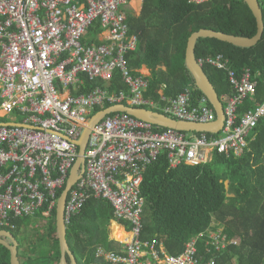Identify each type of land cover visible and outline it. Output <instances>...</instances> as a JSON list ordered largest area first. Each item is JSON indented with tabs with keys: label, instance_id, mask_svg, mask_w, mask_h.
<instances>
[{
	"label": "built area",
	"instance_id": "2783aa9c",
	"mask_svg": "<svg viewBox=\"0 0 264 264\" xmlns=\"http://www.w3.org/2000/svg\"><path fill=\"white\" fill-rule=\"evenodd\" d=\"M130 1L0 0L3 229L14 228L15 219L39 211L42 218L51 215L59 190L65 187L79 157V139L98 107L125 104L200 123L217 119L208 98L204 96L196 105L190 89L165 96L161 87L159 100L145 95L148 75L131 68L127 56L139 46V35L131 32L126 12ZM190 1L201 4L208 0ZM97 25L99 32L94 30ZM91 31L93 35H89ZM198 60L202 66L208 63L227 70L233 89L222 98L226 118L219 132L162 127L120 111L93 126L85 151V171L69 192L66 223L89 198H102L111 203L114 220L123 221L130 234L119 239L120 251L98 247L96 256L115 264H216L214 258L202 260L198 253L201 239L208 251L210 246L219 251L238 243L229 240L219 224L193 236L177 255L169 254L163 246L159 249L157 239L142 238L144 173L163 151L174 168L209 162L215 152L240 156L247 147V136L264 117V103L241 109L257 92L258 82L250 69L238 74L222 53ZM116 72L127 90L101 86L85 90L87 79L111 82Z\"/></svg>",
	"mask_w": 264,
	"mask_h": 264
},
{
	"label": "trees",
	"instance_id": "16d2710c",
	"mask_svg": "<svg viewBox=\"0 0 264 264\" xmlns=\"http://www.w3.org/2000/svg\"><path fill=\"white\" fill-rule=\"evenodd\" d=\"M166 2L168 6L164 7L158 6L154 0H144L140 16L129 14L131 32L139 35L137 50L127 55L129 65L133 69H140L143 65L150 68L146 96L159 100L161 87H164L165 96H176L190 89L193 103L198 105L206 95L186 63L191 34L201 28H211L251 37L257 33V19L246 0H208L201 4L190 0ZM259 2L264 14V0ZM94 30L99 32L101 28L97 25ZM220 53L238 74L250 69L258 82L256 94L246 99L241 109L263 104L264 35L252 47L237 46L211 37L198 39V59L216 57ZM204 70L222 98L233 93L227 70L208 63ZM96 86L128 89L118 72L111 82L87 79L85 90ZM208 104L214 108L209 100ZM105 107L108 105L98 107L96 112ZM4 120L0 117V121ZM63 190L64 187L59 190V197ZM142 194L146 201L142 238L157 239L159 249L163 246L169 254H180L193 236L212 228L217 220L219 226H224L228 239H238V243L228 244L219 251L210 246L211 251H208L205 240L201 239L198 253L203 261L214 258L216 264H264V117L247 136V147L240 156L215 152L209 162L197 165L183 163L174 168L170 166L167 152L163 151L144 173ZM56 214L55 207L50 216H44L47 220L44 235L32 243V248H25L27 235L23 229L30 225L31 220L37 222L42 218L41 211L33 216L17 218L14 228L4 229L16 237L22 264H58L61 250ZM114 218V209L109 201L91 197L67 223V239L78 264H115L96 256L98 247L111 251H120L122 247V243L110 235ZM1 229L3 227L0 226ZM113 234L123 240L130 235L117 225L113 226ZM43 240L50 245L48 253L36 246L42 247L40 243ZM68 260L70 262V257ZM0 264H12L11 251L2 244Z\"/></svg>",
	"mask_w": 264,
	"mask_h": 264
},
{
	"label": "water",
	"instance_id": "95a60500",
	"mask_svg": "<svg viewBox=\"0 0 264 264\" xmlns=\"http://www.w3.org/2000/svg\"><path fill=\"white\" fill-rule=\"evenodd\" d=\"M251 10L257 19L258 30L254 36H240L235 34L226 33L224 31H218L211 28H201L191 34L188 40L187 50H186V63L198 85L202 88L206 97L213 105L216 113L217 119L211 123H200L189 120H182L173 118L165 113L157 112L147 108L132 107L125 104L112 105L106 107L91 118L88 126L84 129L81 138L79 139V157L71 170L70 177L67 180L64 190L62 191L56 207V225H57V235L60 240V252L61 257L58 264H78V260L72 253L71 247L67 239V223L65 220V208L68 200L69 192L76 182L81 178L85 171V151L87 148L88 140L92 132L93 126H95L101 119L106 115L113 112H127L135 117L141 118L143 120L152 122L156 125L174 128L181 131H196V132H219L225 123V106L222 97L219 95L211 79L204 70V67L200 64L196 56V45L198 39L202 37L217 38L222 41L232 43L237 46L242 47H252L258 44L264 35V14L259 0H246ZM0 244L5 245L11 251V263L12 264H22L19 258V250L17 245H19L13 232L1 229L0 230ZM70 257V262L68 260Z\"/></svg>",
	"mask_w": 264,
	"mask_h": 264
},
{
	"label": "rangeland",
	"instance_id": "374dc122",
	"mask_svg": "<svg viewBox=\"0 0 264 264\" xmlns=\"http://www.w3.org/2000/svg\"><path fill=\"white\" fill-rule=\"evenodd\" d=\"M137 15H138V13H137ZM92 35H93V33H92ZM143 70L146 71V68L143 67ZM226 184L229 186V182H226ZM230 195L232 196V194H230ZM46 221L47 220H45V218H40V219H38L37 222L31 220L29 223L30 225L26 229H23V233H25L27 235L25 248L33 246L32 243H34V241L41 239V237L44 235V231H45L44 229L46 226V223H45ZM219 223L220 222L216 220V221H214L213 224L217 225ZM36 227H37V229H36ZM219 228H220L219 230H222V227H219ZM111 234H113L112 225H111ZM236 240H238V239H236ZM41 242H42V244L40 243V245H42V247L38 246V244L36 246L38 248L44 249L45 253H48L49 252L48 249H50V245L45 244L44 240Z\"/></svg>",
	"mask_w": 264,
	"mask_h": 264
},
{
	"label": "crops",
	"instance_id": "0c3cea01",
	"mask_svg": "<svg viewBox=\"0 0 264 264\" xmlns=\"http://www.w3.org/2000/svg\"><path fill=\"white\" fill-rule=\"evenodd\" d=\"M154 2L158 5V6H164V7H167L168 6V3L166 2V0H154ZM143 6H144V0H131L129 3H128V9H126V12L128 14H131L133 16H140L142 11H143ZM138 13V15H137ZM93 31L90 32L89 35L92 34ZM92 41H96V42H100L98 39H91ZM143 67L146 68V71L143 70ZM140 70L148 75V77L151 75V70L150 68H148L146 65H143L142 68H140ZM112 229H113V226L114 225H117L121 228H123V223L122 222H119V221H116V220H112ZM111 225H110V235H111V238L115 239V240H118L119 239L114 235V234H111ZM124 229V228H123ZM125 230V229H124Z\"/></svg>",
	"mask_w": 264,
	"mask_h": 264
},
{
	"label": "clouds",
	"instance_id": "9594fccd",
	"mask_svg": "<svg viewBox=\"0 0 264 264\" xmlns=\"http://www.w3.org/2000/svg\"><path fill=\"white\" fill-rule=\"evenodd\" d=\"M203 67H204V66H203ZM103 109H104V108H103ZM101 110H102V109H101ZM97 112H98V111H97ZM97 112H96V113H97ZM96 113H95V114H96ZM89 122H90V121H89ZM215 221H216V220H215ZM117 241H118V240H117Z\"/></svg>",
	"mask_w": 264,
	"mask_h": 264
},
{
	"label": "flooded vegetation",
	"instance_id": "af4514ba",
	"mask_svg": "<svg viewBox=\"0 0 264 264\" xmlns=\"http://www.w3.org/2000/svg\"><path fill=\"white\" fill-rule=\"evenodd\" d=\"M65 188V187H64Z\"/></svg>",
	"mask_w": 264,
	"mask_h": 264
}]
</instances>
